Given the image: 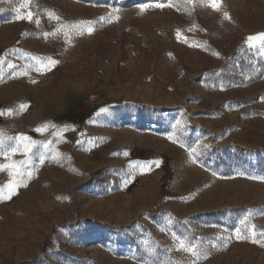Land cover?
Returning <instances> with one entry per match:
<instances>
[{"label": "rangeland", "instance_id": "374dc122", "mask_svg": "<svg viewBox=\"0 0 264 264\" xmlns=\"http://www.w3.org/2000/svg\"><path fill=\"white\" fill-rule=\"evenodd\" d=\"M257 33L264 0H0V264H264Z\"/></svg>", "mask_w": 264, "mask_h": 264}, {"label": "snow or ice", "instance_id": "6c2138e0", "mask_svg": "<svg viewBox=\"0 0 264 264\" xmlns=\"http://www.w3.org/2000/svg\"><path fill=\"white\" fill-rule=\"evenodd\" d=\"M220 4H221V0H208V5L213 10H219ZM164 6L165 5L163 3H157L156 4V7H158V8H163ZM224 15H225V17H227V13H225ZM17 18L18 19L26 18V19H29V20L32 19L30 13L26 17H20V16H18ZM87 31L90 34L91 31H92V28H88ZM177 35L179 36V33H177ZM245 43L247 44V46L250 49H254L257 46H259L261 48H264V33H257V34L248 36L246 38V40H245ZM50 63L54 65L56 63V61H50ZM37 131H40V129H37ZM17 139L23 140V141H28L29 140V138L27 136H19V137H17ZM32 143H34V142H32ZM25 147H26L25 155H27V152L30 151V147L28 145H26ZM43 162H44V157L41 156L40 157V163L42 164ZM157 164H158V162H157ZM150 166L151 165H149V167ZM3 167H5V166L0 165V168H3ZM16 174L21 177V183L10 182L7 185V188H8V191H9V197H8L9 199L11 198V194L13 192V189L22 186L23 173L20 172V171H17ZM29 175H30V173H29ZM130 178H131V174H129V177L125 181H123L125 183V185L128 182H130ZM0 198H2V191H0ZM236 236H237L238 239L241 238L240 237V230L239 229L236 230ZM179 249L182 250V251H185V252H190L197 259H199L201 256H204L206 258V255H207L206 252L199 251L197 249V246L196 245L186 243V241L183 238H179Z\"/></svg>", "mask_w": 264, "mask_h": 264}]
</instances>
